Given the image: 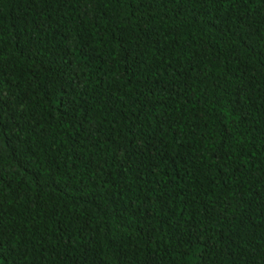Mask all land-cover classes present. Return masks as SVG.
<instances>
[{"label": "trees", "instance_id": "obj_1", "mask_svg": "<svg viewBox=\"0 0 264 264\" xmlns=\"http://www.w3.org/2000/svg\"><path fill=\"white\" fill-rule=\"evenodd\" d=\"M0 264H264V0H0Z\"/></svg>", "mask_w": 264, "mask_h": 264}]
</instances>
